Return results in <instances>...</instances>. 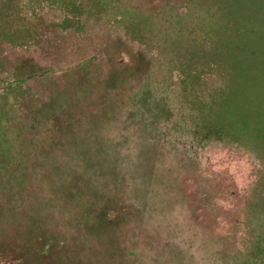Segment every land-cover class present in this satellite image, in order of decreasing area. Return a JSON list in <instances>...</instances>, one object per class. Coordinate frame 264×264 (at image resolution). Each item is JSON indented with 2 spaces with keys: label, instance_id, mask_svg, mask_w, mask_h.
<instances>
[{
  "label": "rangeland",
  "instance_id": "rangeland-1",
  "mask_svg": "<svg viewBox=\"0 0 264 264\" xmlns=\"http://www.w3.org/2000/svg\"><path fill=\"white\" fill-rule=\"evenodd\" d=\"M0 264H264V0H0Z\"/></svg>",
  "mask_w": 264,
  "mask_h": 264
}]
</instances>
